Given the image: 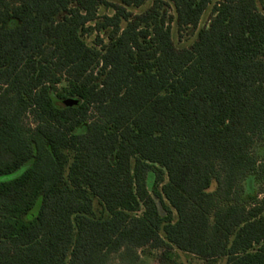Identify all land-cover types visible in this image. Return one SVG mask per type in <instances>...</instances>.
<instances>
[{
    "label": "trees",
    "instance_id": "obj_1",
    "mask_svg": "<svg viewBox=\"0 0 264 264\" xmlns=\"http://www.w3.org/2000/svg\"><path fill=\"white\" fill-rule=\"evenodd\" d=\"M146 1L0 0V264H264V0Z\"/></svg>",
    "mask_w": 264,
    "mask_h": 264
},
{
    "label": "rangeland",
    "instance_id": "obj_2",
    "mask_svg": "<svg viewBox=\"0 0 264 264\" xmlns=\"http://www.w3.org/2000/svg\"><path fill=\"white\" fill-rule=\"evenodd\" d=\"M258 1L260 4L263 0H258ZM152 2L153 0H147L142 6L136 7L133 10L135 12L143 11L144 9L149 7L152 4ZM101 9L103 8L101 7ZM105 11L111 13V10H105ZM212 11H213V3L208 5V7L206 8V10L204 11L201 17V20L197 28L195 29L192 27L179 28L176 22L172 21L171 33L175 45L178 47L189 46L196 38L198 29L208 25L210 18L212 16ZM169 13L172 15L175 14L172 6L169 7ZM94 35L95 34L86 36V39L89 43L93 42ZM24 123L26 125L33 124L31 115H27L24 118ZM153 178H154V173L149 172L147 177V183L149 189L152 188ZM245 184L248 186V183ZM254 186L258 188L260 186L259 181H255ZM94 205H95V210L98 212L100 210L101 205L99 204V201L96 197H94ZM225 261H226L225 258H222L216 261V264H225ZM205 262L206 261H203L202 259L196 257L195 255L180 251L175 247H153L151 245H146L137 249V259L135 261V264H206ZM108 264H128V262L121 257L120 253H113L111 255V259L108 262Z\"/></svg>",
    "mask_w": 264,
    "mask_h": 264
},
{
    "label": "water",
    "instance_id": "obj_3",
    "mask_svg": "<svg viewBox=\"0 0 264 264\" xmlns=\"http://www.w3.org/2000/svg\"><path fill=\"white\" fill-rule=\"evenodd\" d=\"M78 101L76 99H68L67 103L68 104H76Z\"/></svg>",
    "mask_w": 264,
    "mask_h": 264
}]
</instances>
